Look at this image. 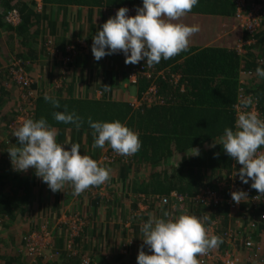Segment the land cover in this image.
<instances>
[{
	"label": "trees",
	"instance_id": "trees-1",
	"mask_svg": "<svg viewBox=\"0 0 264 264\" xmlns=\"http://www.w3.org/2000/svg\"><path fill=\"white\" fill-rule=\"evenodd\" d=\"M122 7L136 11L137 7H142V0H42L41 8L37 7L35 0H0V22L10 12L17 10L20 14V23L15 27L16 32L22 38L23 45L27 46V43L30 42L34 45V42L41 37L42 42L45 43L42 30L45 24L43 22L49 20L48 12H51L52 9L59 11L57 14L61 16L64 10L72 8H106L105 10L112 13ZM236 10L237 7L234 0H199L198 5L189 14L235 18ZM110 15L113 16L112 14ZM242 40L254 42L245 46L247 53L244 56L237 55L235 51L207 49L197 52L196 49H188L167 61L162 59L159 64L155 65L157 67L153 69L159 71L170 68L174 73L182 74V81L187 82L185 92L181 93L179 88L175 89L174 85L168 84L166 81L157 82L159 92L165 98L168 97L166 105L140 108L138 111H133L128 104L123 102L99 101L98 103L81 100L63 102L60 99H56L59 91L49 94L51 97L54 94L57 95L52 98L58 100L60 107H53L51 102L44 100L43 94L45 93L40 96L35 91L37 83L30 71L33 69L35 62L37 63L36 51L38 50L34 47H23V50L17 54L9 52L0 58V105L4 102V96L11 93L9 91L11 89L10 85L19 89L13 74L22 73L33 81L29 90L35 96L31 100V106H24L23 110L28 115L27 119L39 120L44 118L48 124L49 122L59 124L61 122H57L54 119L53 113L66 110L68 113L78 112L87 126H89L87 123L89 117L93 121L101 122L119 120L122 124L139 134L142 147L136 154L128 156L126 161L119 160L113 165L121 168L126 167L133 173L139 174L138 177L144 174L143 170L140 171L139 169H143L144 166L152 167L153 173H151L150 178L134 180L135 183L142 184L135 188V192L143 193L150 197L155 196V198L159 199H167L168 203L169 198L167 196L173 193L176 195L174 197L175 200L182 198L178 195L195 200L205 189L218 191V185L214 183L216 179L223 178L229 172L232 173L233 165L236 162L226 154L222 145L216 144L215 147H212V145L214 140L219 143L225 128L236 130V105H238L240 96L245 94V96L253 97L256 100L261 117L264 118V79L259 78L255 71L258 66L264 67V27L253 34L244 32ZM7 42L10 43V41ZM40 42L39 40L38 43ZM44 43H42V47L46 51ZM181 60H183L182 63H180ZM242 71L252 72L253 78L241 76ZM242 78L246 80L245 85L241 83ZM60 83H50L48 87L50 90H57L59 88L57 85ZM137 85L141 86V90L145 89L142 79L137 84H133L136 87ZM19 94L21 95V91ZM19 103V106H21V98H19ZM250 109L251 107L248 110L250 111ZM15 130L12 129L9 132L13 134ZM192 148L197 149L199 155L192 154L190 157L183 158L176 167L172 168L170 173L166 169L159 170V165L161 163L168 165L170 163L168 160L173 158L174 155L185 156L187 153H195ZM259 151L264 153V148ZM10 161V158L7 157L0 165V229L1 226L5 227L2 222L3 218L14 219L15 213L24 214L29 205L30 178L25 172H22L24 174L22 176L21 172L13 171V177L10 181L11 173L9 171L12 166L9 164ZM167 165L165 166L167 167ZM104 184L90 187L87 189V193L106 189L107 185L106 183ZM239 185L244 186L243 189H251L252 194H259L249 184L243 185L239 182L238 189L240 188ZM225 194L226 196L224 195V197L229 196L228 192ZM202 207L206 209L214 208L215 211L219 210V216L227 215V210L232 212L239 211V213L244 214L243 217L247 214L250 217L260 216V212L264 211V206L256 209L252 200L241 201L237 209H231L226 205L218 206L217 208ZM214 218H218V216H210V223L205 224L209 236H212L210 232L213 229V222L211 223V221ZM217 225L220 226V223ZM219 226L215 228V234L223 239L222 244H225L227 249L222 251L217 247L209 250L201 255L199 264H223L220 261L209 263L207 261L208 256H226L227 253L234 252L235 249V251H239L241 246L246 249L244 242L249 240L248 233L243 232L240 234L237 228L233 230L227 228L220 236V229L217 230ZM256 227H260L259 232L264 233L263 224H259L257 221ZM35 229L38 228L34 227L27 233L36 231ZM1 232L2 230H0V262L2 264H29L31 258L25 252L27 247L25 240L22 239L20 243L18 234L16 237L15 235L10 236L8 233L7 236H1ZM243 234H245L244 238L242 237ZM234 237L238 238L235 249L229 244V239L233 240ZM7 238L11 240H7ZM253 243L260 246L261 251L249 250V252L254 253V255L263 254V243L259 245L255 240ZM67 245H69L71 250L68 251L71 253L68 260H77V264H81L84 259L74 255V251H72V248H75V244L70 242ZM19 246L21 250L18 248ZM55 248H57L58 252L61 250L58 244L55 245ZM49 261H52V259ZM39 264L44 263L40 262Z\"/></svg>",
	"mask_w": 264,
	"mask_h": 264
},
{
	"label": "crops",
	"instance_id": "crops-1",
	"mask_svg": "<svg viewBox=\"0 0 264 264\" xmlns=\"http://www.w3.org/2000/svg\"><path fill=\"white\" fill-rule=\"evenodd\" d=\"M251 1L253 0H249ZM105 9L72 8L64 10L61 16L57 14L59 11L52 9L48 12L49 20L43 22L45 43L42 42L41 37L40 43L38 40L34 42V45L32 42L27 43V46L23 45V40L17 35L16 28H11L12 26L7 25L2 19L0 58L9 52L17 54L23 50V47H34L38 50L36 51L37 63L35 62L33 69L29 71L37 83L34 89L40 96L45 92L53 94L59 91L56 99L67 103L77 100L98 103L110 101L123 102L131 107L130 101L142 91L141 86H133L129 81L132 65L125 64L123 54L109 55L96 61L91 51L93 36L109 18L113 17ZM173 22L200 26V31L191 38L189 46V49H196L197 52L207 49L234 52L237 43L244 38V33L237 28L235 18L187 14ZM42 43L46 51L43 50ZM182 62L183 60L180 63ZM170 70L173 74H177ZM178 75L182 77V74L178 73ZM55 82H61L57 85L59 88L50 90L48 84ZM10 87L11 93L4 96V102L0 105V165L4 159L10 158L8 151L18 146L16 145L18 138L9 131L12 130L10 127L12 123L19 122L18 119L21 117L20 90L12 85ZM57 95L54 94L52 97ZM76 114L80 116L78 112ZM49 125L56 130L57 143L63 144L66 150H70L71 144H79L81 155L90 156L98 162L99 166L110 170V179L105 182L107 186L103 192L87 193L85 190L79 196H75L70 185L66 184L61 191L52 192L48 185L35 175L34 168L25 172L31 184L28 208L24 214L15 213L14 219L3 218L5 227L1 226V236H7L8 233L16 237L18 234L21 243L24 235L34 227L41 229L44 226L50 231L54 230L52 235L54 243L58 244L61 250L58 252L57 248L51 249L55 260L53 258L52 261H45L44 264H77V260H68L71 254L68 251L71 250L67 243L70 242L75 244V248H72L74 255L84 259L81 264H85L87 260L90 264H137V256L143 244L140 226L150 217L153 219L163 217L165 212L170 214L167 217L170 219L180 215L207 217L208 222L206 221L205 224L210 223V216H218L211 221L213 222L211 235L216 236L215 228L220 223L217 229H220V236L227 228L229 230L237 228L240 234L248 233L253 241L264 245V233L259 232L260 227L255 230L250 228V223L254 220L264 225L259 215L250 217L247 214L243 217L244 214L239 211L227 210V215L219 216V210L206 209L185 196L178 195L182 198L175 200L173 193L167 196L169 203L165 205L155 196L136 193L135 188L142 184L135 183L134 180L150 178L153 173L151 166L142 164L144 168L139 170H143L144 174L138 177L139 174L133 173L126 167L103 164L101 158L107 143L103 149L93 150L92 129L85 121L79 130L73 124L62 122L59 124L49 122ZM192 154L196 153H187L185 156L174 155L168 160L170 162L168 165L161 163L159 170L166 169L170 173L183 158L190 157ZM9 164L12 165L11 161ZM13 171L12 165L9 171L10 181ZM230 174L231 172L228 175L224 174L223 178L216 179L214 183L220 182L218 180L221 179L223 181ZM251 183L250 180L249 185ZM239 187V190L244 188L240 185ZM74 226H78V230H75ZM38 229L35 230L39 231ZM244 235H242L243 238ZM218 247L222 251L227 249L225 244H220ZM18 248L21 250L20 246ZM144 251L146 254H152L146 245ZM233 253L239 260L237 264H264V253L254 255L243 246ZM200 257L201 255L198 256V260Z\"/></svg>",
	"mask_w": 264,
	"mask_h": 264
},
{
	"label": "clouds",
	"instance_id": "clouds-1",
	"mask_svg": "<svg viewBox=\"0 0 264 264\" xmlns=\"http://www.w3.org/2000/svg\"><path fill=\"white\" fill-rule=\"evenodd\" d=\"M198 3L199 0H142V7H137L134 17L128 15L127 7L120 8L115 15L109 12L113 17L93 36L91 51L95 60L122 53L126 65L133 67L145 61L148 67H153L162 59L167 61L187 51L200 26L173 21L191 13ZM5 18L4 22L9 25ZM255 71L264 79V67L258 66ZM44 100L55 108L60 107L58 100L47 92ZM254 103L253 97H247L236 105V130L225 128L219 143L214 140L212 147L222 145L226 154L242 165L237 173L240 181L249 184L251 180V188L264 194V153L259 152L264 148V119L254 110H247ZM53 117L57 122L75 125L77 130L84 123L79 115L66 110L53 113ZM87 123L92 129L93 150L103 149L107 143L117 154L131 156L142 147L139 134L119 120L100 122L89 117ZM13 136L18 138V146L8 151L13 170L27 172L34 168L35 175L52 192L61 191L67 184L72 187L73 195L79 196L110 179V170L99 166L90 156L81 155L79 144H71L70 150H66L63 144L57 143L56 130L44 118L24 120ZM193 150L199 155L197 149ZM231 195L236 203L246 198L243 191ZM169 215L165 212L161 218L150 217L140 226L143 244L137 264H199L198 256L223 243L221 237L208 235L207 217L180 215L170 219ZM145 245L152 254H146Z\"/></svg>",
	"mask_w": 264,
	"mask_h": 264
},
{
	"label": "built area",
	"instance_id": "built-area-1",
	"mask_svg": "<svg viewBox=\"0 0 264 264\" xmlns=\"http://www.w3.org/2000/svg\"><path fill=\"white\" fill-rule=\"evenodd\" d=\"M37 2V7L41 8L42 0H35ZM237 10L235 19L237 21V27L240 31L247 32V33H255L259 29H263L264 27V1H251L249 0H234ZM129 9V8H128ZM117 11H113V14L115 15ZM129 16H135L136 11L129 9ZM5 21L11 25V26H17L20 23V14L17 10H13L10 12L6 18ZM253 41L245 42L243 40H240L234 51L237 55L244 56L245 53H247L245 46L249 44H253ZM122 54V53H121ZM154 67H148L145 61H141L138 64L133 65L132 70L129 73V81L132 84H137L141 79L145 84V89L142 90L136 97H134L131 101V108L134 111H138L140 108H152L154 106H164L166 105V101H168V97L165 98L164 95H162L159 92V86L156 84L160 81H166L168 84L174 85L175 89L179 88L182 93L185 92V85L186 81L183 80V76H179L178 74H173L170 69H163L159 71H155L153 69ZM14 80H16L17 84L19 85V90L21 91V117L18 119L19 122L13 123L10 127L11 129H17V126H21L24 120L27 119L28 115L23 110L24 106H31L32 102L31 100L35 98L33 92L30 89L33 81H31L29 78L25 77L22 73L13 74ZM241 76H249L253 78L252 72H246L242 71ZM146 79V80H145ZM243 85H245L246 80L242 78ZM140 86V85H137ZM32 89V88H31ZM248 96H245V94H242L239 98L238 104L241 103L244 99H246ZM255 100V99H254ZM237 109V108H236ZM248 110V109H247ZM254 110L258 117L261 119H264L261 117L258 105L254 103V106L251 107L250 111ZM249 111V110H248ZM262 153L261 151H259ZM1 157V156H0ZM128 156H122L117 154L112 148L105 149L101 162L103 164L112 165L114 163H117L119 160H127ZM242 167V165H239L235 163L233 165L232 173L228 176L227 179H224L223 181H220L217 183L219 190L214 191L211 189H205L203 190L195 199V201L202 206L205 207H218L222 205H226L230 207L231 209H237L238 205L243 200H252L253 205L256 207V209H259L260 206H264V194H252L251 189L245 188L242 191L246 193V198L241 199L240 203H236L232 199V193L233 192H239L238 184H239V175L237 174L239 169ZM237 174V175H236ZM224 192H228L229 196L224 197ZM175 195V194H174ZM176 196V195H175ZM159 199V198H157ZM181 199V198H180ZM161 203L168 204L167 199H159ZM260 220L264 223V211L260 212ZM257 221H252L250 223V228L252 230H255ZM78 226H74L75 230H78ZM48 229H43V231H47ZM251 230V231H252ZM40 231V230H39ZM39 231H33L30 234L27 233L25 237L23 238L25 242L27 243L26 247V254L28 257H30V263L29 264H39L40 262H45L48 260H51L55 258L52 254L48 256L47 246H51L47 242L40 241V236H50L49 234H43ZM39 232V233H38ZM234 235V234H233ZM231 237V235H230ZM247 242L245 241V247L247 251L249 250H255V251H261V247L258 245H255L253 243V240L251 237L248 236ZM238 238L234 237V239H229V244L235 248ZM240 240V239H239ZM48 247V248H49ZM236 250V249H235ZM234 250V251H235ZM207 261L209 263L218 262L220 261L223 264H237L239 263V260L237 258V255L233 252L227 253L226 256H220V255H209ZM85 264H90L89 261H85Z\"/></svg>",
	"mask_w": 264,
	"mask_h": 264
},
{
	"label": "rangeland",
	"instance_id": "rangeland-1",
	"mask_svg": "<svg viewBox=\"0 0 264 264\" xmlns=\"http://www.w3.org/2000/svg\"><path fill=\"white\" fill-rule=\"evenodd\" d=\"M236 20V19H235ZM237 22V21H236ZM238 28V27H237ZM16 122H14V124H15ZM13 124V123H12ZM19 126H17V128H18ZM109 149V148H111L108 144L106 145V147L104 148V150H103V153H104V151H105V149ZM103 185H105V184H103ZM104 190H102V189H99L98 190V193L99 192H103ZM43 229H47V227H41V229H40V233H43V234H49L50 236L48 237V235H46V236H40V241H43V243H44V241L45 242H47L48 244H50L51 246L49 247V246H47V253H48V256L49 255H51L52 254V250L51 249H53L54 247H55V243H54V238H53V233H54V230H47V231H43ZM38 232V233H39ZM31 232H29V234H30ZM49 247V248H48ZM54 260H55V258H54ZM42 263H44V261L42 262ZM48 263V262H47Z\"/></svg>",
	"mask_w": 264,
	"mask_h": 264
}]
</instances>
